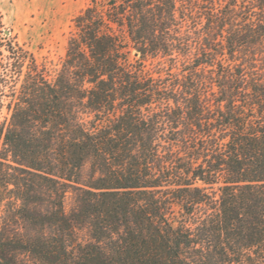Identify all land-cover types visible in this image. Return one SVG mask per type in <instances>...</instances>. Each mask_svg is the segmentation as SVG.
Masks as SVG:
<instances>
[{
  "label": "trees",
  "instance_id": "obj_1",
  "mask_svg": "<svg viewBox=\"0 0 264 264\" xmlns=\"http://www.w3.org/2000/svg\"><path fill=\"white\" fill-rule=\"evenodd\" d=\"M73 25L52 74L0 38V264H264V0Z\"/></svg>",
  "mask_w": 264,
  "mask_h": 264
},
{
  "label": "rangeland",
  "instance_id": "obj_2",
  "mask_svg": "<svg viewBox=\"0 0 264 264\" xmlns=\"http://www.w3.org/2000/svg\"><path fill=\"white\" fill-rule=\"evenodd\" d=\"M90 0H0V38L9 35L24 45L52 74L60 67L73 20ZM5 116L4 111L0 120ZM70 204V195L66 206Z\"/></svg>",
  "mask_w": 264,
  "mask_h": 264
}]
</instances>
